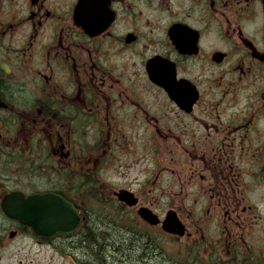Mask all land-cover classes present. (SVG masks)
Listing matches in <instances>:
<instances>
[{
    "label": "flooded vegetation",
    "instance_id": "flooded-vegetation-1",
    "mask_svg": "<svg viewBox=\"0 0 264 264\" xmlns=\"http://www.w3.org/2000/svg\"><path fill=\"white\" fill-rule=\"evenodd\" d=\"M90 174L145 227L169 197L184 233L143 264H264V0H0V264H102L79 247ZM36 194L78 229L48 233Z\"/></svg>",
    "mask_w": 264,
    "mask_h": 264
},
{
    "label": "trees",
    "instance_id": "trees-1",
    "mask_svg": "<svg viewBox=\"0 0 264 264\" xmlns=\"http://www.w3.org/2000/svg\"><path fill=\"white\" fill-rule=\"evenodd\" d=\"M92 177L93 174L87 175L84 186V201L89 207L85 210V233L79 247H82L87 256L99 259L102 264L157 263L158 255L152 248L156 247L152 238L143 232L139 233L137 227L132 232L120 229L119 224L115 225L111 219V214H114L112 211H115L113 205L100 203L94 198L92 190L96 188V184ZM117 217L121 218L119 215ZM140 228L139 225V230Z\"/></svg>",
    "mask_w": 264,
    "mask_h": 264
},
{
    "label": "water",
    "instance_id": "water-1",
    "mask_svg": "<svg viewBox=\"0 0 264 264\" xmlns=\"http://www.w3.org/2000/svg\"><path fill=\"white\" fill-rule=\"evenodd\" d=\"M118 197L128 205L137 203L136 199H130V194H128L125 190L120 191L118 193ZM26 201L31 205L38 204L46 207V209L41 210L37 216L39 220L41 219V217H43L45 218V220L51 223L50 227L53 228V230L48 233L56 231L71 233L78 228L80 222L79 212L71 202H68L61 197H57L54 195H36ZM139 214L143 219L151 224H157L159 222V219L146 208H142L139 211ZM53 224L57 227H53ZM33 226L37 232L45 233L44 231L39 229V226L35 224H33ZM163 229L166 232L172 234L182 232V226L179 223V220L174 211L168 212L165 220L163 221Z\"/></svg>",
    "mask_w": 264,
    "mask_h": 264
},
{
    "label": "rangeland",
    "instance_id": "rangeland-1",
    "mask_svg": "<svg viewBox=\"0 0 264 264\" xmlns=\"http://www.w3.org/2000/svg\"><path fill=\"white\" fill-rule=\"evenodd\" d=\"M132 176H139L137 174V172H132L131 173ZM108 176H113V174L111 172L108 173ZM173 177L171 172H165L164 173V179L168 180L171 179ZM109 191V189L107 188H103V187H94L93 188V195L95 196L94 198L97 201H100V203H106V204H112L113 208L115 209V211H112L114 214H111V219L112 221H114L115 225L119 224L121 227L119 226H115V227H119L120 229L126 231V229H128L129 231H131L132 229H135L134 227H137V231H139V233L143 232L146 235H148L149 237L152 238V243L155 244L156 247H176L174 240L171 236L167 235L166 233H164V231H162V229H158V228H152V227H145L140 225V230H139V224L134 223V221L132 220L131 216L129 215V213L123 209L122 206H120L117 202L115 201H107L104 197L108 196V193L106 192ZM91 193V192H90ZM158 201H162V203L159 205L157 204V210L161 211L160 214L165 215V211L164 208L166 205H168L167 203L170 201L169 197H165L164 199H158ZM83 202V206L84 209L87 210V208L89 207L85 201ZM165 204V205H164ZM95 206V205H92ZM111 210V208H110ZM113 210V209H112ZM117 215H119V217H121L120 219L117 217ZM123 232V231H121ZM125 233V232H123ZM126 234V233H125ZM129 237V236H128ZM81 245V243H80ZM39 259H42L40 261V264H65V258L62 255V253H57V252H48V251H44L42 253H38Z\"/></svg>",
    "mask_w": 264,
    "mask_h": 264
}]
</instances>
